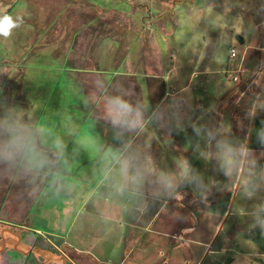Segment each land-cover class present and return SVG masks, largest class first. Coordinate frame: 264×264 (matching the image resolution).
<instances>
[{"label": "rangeland", "instance_id": "obj_1", "mask_svg": "<svg viewBox=\"0 0 264 264\" xmlns=\"http://www.w3.org/2000/svg\"><path fill=\"white\" fill-rule=\"evenodd\" d=\"M171 1L0 0V9H6L9 14L27 13L24 25L10 39L0 38V66L8 69V76H0V98L8 101L6 94L17 96L18 92L29 89L31 80L40 81L42 94L36 105L42 103V106L31 108L37 118L59 126L66 118V107L78 126L88 128L92 120L76 93L81 88L84 95L92 91L96 78L93 72L98 67L105 68L96 58L114 57L108 48L116 34L122 37L116 46L121 44L131 50L121 62L131 56L132 67L117 63L118 59H114L115 63L106 59L107 63L116 65L104 71L107 73L104 76L113 84H121L130 96L149 99L153 106L170 94L181 93L196 109L190 113L193 119L201 115L200 108L206 109L215 103L217 112L205 119H224L231 123L236 135L243 137L245 132L237 127V118L243 119L245 115L248 97L244 93L250 74L264 59V28H259L247 40L235 29L252 27L253 22L259 25L260 17L246 13L241 24L236 20L238 10L228 11V0H198L190 7L184 3L178 5L174 9L178 23L168 22L163 12L166 3ZM146 3L152 10V17H148L143 8ZM88 4L91 10H86L84 17L78 9ZM73 8L82 16L70 19L66 11ZM159 11L163 15L156 22L154 15ZM63 13L66 18L61 17ZM71 20L73 24L69 25ZM63 24L70 28L65 27L66 33L61 31ZM79 25L83 31L93 30L94 35L83 34L89 39L94 36L87 46L82 44V33L76 30ZM73 30L76 32L71 35ZM124 36L127 39L123 41ZM148 36L151 42L147 44L154 41L151 47L156 50L153 56L149 52L146 59L151 63L146 65L144 60H137L136 53ZM72 42H75L73 49L69 47ZM27 45L32 47L29 56L46 58L31 60L24 68L21 53L26 52L22 49ZM34 45L41 47L34 49ZM66 48L69 57L72 54L69 60L64 58ZM233 49L239 51L231 57ZM87 56L91 62L89 66L84 62ZM16 58L20 59L18 67L14 65ZM93 60L97 66L93 65ZM120 71L121 76H117ZM81 79H85L83 87H80ZM261 120H264V113L255 119L254 127H260ZM103 127L97 124L95 131L107 142L109 132ZM145 138L151 140L161 168L174 169L176 159L185 156L206 179L223 181L212 163L204 162L193 153L189 146V140L194 139L190 128L186 132L173 131L171 137L164 131L149 128ZM250 146L257 152L261 150L254 134ZM71 148L70 142L69 151ZM96 167V161L82 152L75 157L66 174L72 190H61L57 197L55 190L47 187L49 191L44 195L41 192L35 203L32 202L40 189L29 198L23 184L17 187L0 180V243L3 232L10 229L20 234L24 245L33 244L53 253H59L64 247L73 260L67 264H264V236L259 230L251 234L246 231L248 221L241 214L244 201L235 194V186L229 189L232 194L213 189L207 204L194 199L193 193L182 191L184 195L170 200L166 209L161 211L157 205L142 218L135 219L133 210L124 212L120 202L92 195L93 190L98 194L104 191L97 185ZM20 192H25L24 197ZM106 205L113 212L107 222L102 215ZM4 223L25 225L32 232ZM45 235L50 236L45 239ZM141 235L144 240H140ZM182 238L184 241L180 242ZM48 239L56 250L46 243ZM28 245L21 247L24 255L7 243L8 250L4 248L0 252V264H44L45 259L40 255L27 253ZM47 264L61 263L48 261Z\"/></svg>", "mask_w": 264, "mask_h": 264}, {"label": "clouds", "instance_id": "obj_2", "mask_svg": "<svg viewBox=\"0 0 264 264\" xmlns=\"http://www.w3.org/2000/svg\"><path fill=\"white\" fill-rule=\"evenodd\" d=\"M227 9L238 10L236 20L241 24L249 12L261 18L259 25L253 22L249 28L236 27V33L244 39L264 28V0H228ZM25 15L0 9V38L10 39L24 25ZM238 51L232 50L233 54ZM2 75L8 76L6 66H0ZM76 95L92 120L86 129L77 125L66 107V118L57 126L37 118L30 108L0 98V180L22 183L29 198L43 185L52 187L58 197L61 190H72L66 174L75 157L83 152L96 161L97 185L104 189L99 194L93 190L92 195L120 202L124 212L133 210L135 219L157 205L161 211L166 209L170 200L184 195L180 189L185 186L191 187L194 199L205 204L213 189L231 193L229 189L235 186V194L244 201L241 214L248 221L246 231L251 234L259 230L264 236V120L260 127H254L255 119L264 113V59L250 74L244 93L248 97L245 115L237 118V127L245 132L243 137L236 135L231 123L224 119H205L217 112L215 103L200 108L201 115L193 119L190 113L196 109L181 93L170 94L153 106L149 99L130 96L121 84H113L97 73L92 91L84 95L81 88ZM97 124L111 133V143L96 133ZM149 128L164 131L170 137L173 131L186 132L190 128L194 139L189 140V146L193 153L212 163L223 181L206 179L185 156L176 159L174 169L161 168L151 140L145 138ZM253 134L259 152L250 146ZM19 195L24 197L25 192ZM102 215L105 222L111 219L109 205L102 209Z\"/></svg>", "mask_w": 264, "mask_h": 264}, {"label": "crops", "instance_id": "obj_3", "mask_svg": "<svg viewBox=\"0 0 264 264\" xmlns=\"http://www.w3.org/2000/svg\"><path fill=\"white\" fill-rule=\"evenodd\" d=\"M21 1V0H20ZM71 10H73V11H75V16L78 18V17H80V16H82L81 14H79V16H78V12L73 8V9H71ZM86 10H87V12H89V10H91L90 9V5L88 4L87 6H82V7H79V9H78V11H80V12H82V13H84V16H85V14H87V12H86ZM94 11V10H93ZM109 12H111V11H109ZM116 11H114V13H115ZM120 12V11H119ZM73 13V12H72ZM121 14V13H120ZM73 15V18L72 19H74V16ZM80 26V28H78L77 30H79L80 31V34L82 33V35L83 34H86V32H88V34H90V33H92L93 32V30H92V32L91 31H83V27H82V25H79ZM76 31V30H75ZM75 31L73 30V32L71 31V35L73 34V33H75ZM93 34V33H92ZM70 35V36H71ZM94 35V34H93ZM99 36V35H98ZM98 36H96V37H98ZM126 36H127V34H126ZM126 36H124V38H123V41L124 40H126L127 39V37ZM82 37V36H81ZM92 37H94V36H91V38L89 39L88 37H86V36H84L83 35V37H82V39H83V43L82 44H84V43H86V46H87V43H89V41L92 39ZM96 37H95V39H96ZM116 37V38H115ZM85 38H87L85 41H84V39ZM112 38H113V40H112V43L109 45V47H110V49L108 48V51L109 52H112V54H114V57L113 58H109V57H107L106 56V58L104 57V59H102V57H97L96 58V60H97V62L102 66V67H105V68H103V69H101V68H96L95 69V71L93 72V73H95V74H97V73H101V74H103V75H106L107 73L106 72H104L107 68L106 67H109V66H111V67H115L116 65L115 64H113V63H107L105 60L107 59V60H114V59H118V62L117 63H120L121 62V59L124 57V56H126V54L127 53H129V52H131V50H129V49H127L126 48V46H122L121 44H120V46H116V44L118 43V41H119V43H120V41H122V37L121 36H116V34H114V36H112ZM73 39H74V37H73ZM74 40H76L77 41V39L75 38ZM79 41H77L76 43H78ZM117 42V43H116ZM33 44V43H32ZM52 44V43H51ZM75 44V42L73 43L72 42V46H69L70 48L72 47V49H73V45ZM143 46H144V48H143ZM39 47H41V45H38V46H36L35 47V45H34V49L35 48H39ZM30 48H32L31 46H29L28 47V45L27 46H25L22 50H23V52L24 51H26V52H24V53H21V55L23 56V57H21L22 58V60H24L25 61V64L23 65L24 66V68H25V66H26V64H27V62H29V61H31V60H35L36 58H38V59H44V58H46V57H44V58H41V57H36L34 54H32L31 56H29V53H30V50H32V49H30ZM68 48H66L65 49V56H64V58L65 59H71V57H72V54H71V56L69 57V55L67 54L68 53ZM104 54V56L106 55V53H103ZM142 54V55H141ZM143 54H145L144 55V57H143ZM154 54V53H153ZM153 54H152V56H153ZM147 56H148V54H147V51H145V45H142V48L140 49V51H139V53L137 52L136 53V58H137V60L139 61L140 59L142 60V62H143V60H144V62L146 63V65H149L151 62L150 61H148L147 62ZM83 58V56H79V59H82ZM155 58L153 57L152 58V60H154ZM27 60V61H26ZM89 60V58H88V56L84 59V62L87 64V66H89L88 64L90 63L91 64V62H90V60ZM12 61H13V59H12ZM12 61H10V62H12ZM23 62V61H22ZM93 62V65L94 66H97V63H95L94 62V60L92 61ZM14 63H16V64H14L15 66H17L18 67V65L20 64V59H17L16 58V61L14 62ZM114 63H115V60H114ZM121 64L122 65H125V67L126 66H131L132 67V60H131V56L129 57V56H127L125 59H123V61L121 62ZM73 67H75V66H73ZM152 68L154 69V64H152ZM126 70V69H125ZM132 70L130 69L129 70V74H130V72H131ZM118 75L117 76H121V74H122V72L120 71L119 73H117ZM129 77H131V75L129 76ZM116 78V77H115ZM151 79H152V76H151ZM81 81H82V85L80 86V87H83V86H85L86 84H85V79H81ZM31 82L32 83H30L31 85H29V89H27V91H24V92H18L19 93V95H17V96H11L10 94H6V96L8 97V102L9 103H15V104H17L18 106H20V107H22V108H25V109H28V108H30V111H31V108H33V105H34V107H37L38 109H40L41 108V106L42 105H40V104H42V103H40V104H38V105H36V100H37V98L38 97H40V94H42V91H41V83H40V81H37V80H31ZM39 83V84H38ZM137 91V90H136ZM90 92H88V94H89ZM137 93H139V92H137ZM155 97V96H154ZM33 98V99H32ZM32 99V100H31ZM108 134V137H107V142H108V140H109V138L111 137V133L109 132V133H107ZM111 143V142H110ZM21 186H23L22 185V183L20 184ZM16 186L18 187L19 186V184H16ZM47 187H49L48 185H43V186H41V188H40V191L38 192V195L36 196V198L34 199V201L32 202V203H35V202H37L39 199H38V196H39V194L42 192V194L44 195V192L46 191H49L48 190V188ZM24 204H27V203H24ZM23 204V205H24ZM21 208V207H20ZM23 209H25V207H23ZM26 209H28V211L30 212V209L28 208V206H26ZM29 212H28V214H29ZM32 232V231H31ZM46 236H50V235H45V236H43L45 239H46ZM43 237H41V238H43ZM46 243H48V244H50L51 246H52V248H53V250H56L55 249V247L53 246V244H52V242H51V240L50 239H48V240H46ZM69 246V245H68ZM70 247V246H69ZM74 249V248H73ZM75 250V249H74Z\"/></svg>", "mask_w": 264, "mask_h": 264}, {"label": "flooded vegetation", "instance_id": "obj_4", "mask_svg": "<svg viewBox=\"0 0 264 264\" xmlns=\"http://www.w3.org/2000/svg\"><path fill=\"white\" fill-rule=\"evenodd\" d=\"M177 1H180V2H177ZM198 0H191V1H188V0H172L171 2H167L166 3V7H165V10H164V16H166V21H176L177 23H178V17L176 16V14H175V12H174V9L175 8H177V6L178 5H180V4H183L184 3V5H186V6H189L190 7V5H192V4H194L195 2H197ZM143 8L145 9V12H147V15H148V17H152V10H151V8L149 7V5L146 3V5L145 6H143ZM72 11L73 10H68V11H66V14L67 13H69L70 15H68L67 14V16H70V19H72L73 18V15L75 14V12H73L72 13ZM65 13H63L62 14V16L61 17H63L64 16V18H66V15H64ZM161 15H163V14H160V11H159V14L158 13H156L154 16L156 17V22H158V18H160V16ZM75 16V15H74ZM78 16H79V13H78ZM164 16H162L163 18H164ZM76 17V16H75ZM74 17V18H75ZM85 17V16H84ZM260 22H261V18H260ZM62 24V23H61ZM73 24V21L71 20L70 21V23H69V25H72ZM67 25V24H66ZM65 27L66 28H68L67 26H64V24H63V26H62V28H61V31H63L64 29H65ZM71 27V26H70ZM78 28H80V26L79 27H77L76 28V30L78 29ZM69 30H70V28H68ZM147 30H149V27H147L146 28ZM68 31V30H67ZM66 31V32H67ZM75 31V30H74ZM151 31V30H150ZM65 32V30H64V33H66ZM71 32V31H70ZM73 32V31H72ZM76 32V31H75ZM151 32H153V30L151 31ZM151 42V39L149 38V36H148V38L146 39V42L145 43H143V45H145V51H147V54H149V52H151L152 54L154 53L155 54V50H156V47L153 49L151 46L152 45H154V41L151 43V45L150 44H147V43H150ZM144 48V47H143ZM150 53V54H151ZM189 188V186H185V187H183L182 188V190H180L181 192L182 191H189V192H191L190 190H187ZM192 193V192H191ZM182 199H183V197H181ZM182 199H180V200H182ZM181 204V203H180ZM8 222V221H7ZM10 223H12V222H10ZM6 226H14V227H20V228H25V229H27V230H29V231H31V229H29V228H26L25 227V225H23V226H20L19 224H16V225H11V224H6V223H4ZM3 232V231H2ZM9 234V235H8ZM3 236H2V243H0V249H2V248H5L4 250H8V248L7 247H9V246H7V243H10V244H12V245H14V247L15 248H17V249H20V252L22 253V251H23V249L24 248H21L23 245H24V243H23V241H22V239H21V236H20V234H18V233H15L14 231H11L10 229H7V232H3V234H2ZM6 235H8V236H6ZM142 236V235H141ZM181 238V237H180ZM140 240H144V236H142L141 237V239ZM184 241V239L182 238V239H180V242H183ZM179 242L177 241V244H178ZM23 244V245H22ZM26 245H28V244H26ZM20 246V247H19ZM29 247V249H36V248H40V247H38V246H36V245H33V244H29L28 245ZM14 248V249H15ZM26 249V248H25ZM3 250V251H4ZM38 251H40V252H34V251H32V253L34 254V255H40L41 257H43L44 259H45V262H44V264H47V262L49 261V262H51V261H54V262H57V263H61V264H67L68 263V261H73L72 259H71V257L69 256V254H67V249H65L64 247H63V250H59V253H53V252H51V251H49V250H46V249H44V250H42V249H39ZM63 251H65V252H63ZM27 252H28V250H27ZM172 252V250L169 252V255L170 254H172L171 253ZM32 253H28V254H32ZM40 253V254H39ZM22 254H24L25 255V253H22Z\"/></svg>", "mask_w": 264, "mask_h": 264}, {"label": "water", "instance_id": "obj_5", "mask_svg": "<svg viewBox=\"0 0 264 264\" xmlns=\"http://www.w3.org/2000/svg\"><path fill=\"white\" fill-rule=\"evenodd\" d=\"M180 190H182V189H180ZM188 190H190L191 192H192V189H191V187H189L188 188ZM193 193V192H192ZM23 245V244H22ZM24 247H27L26 245H23ZM4 248H2V249H0V252H1V250H3ZM16 250H18V251H20V249H17V248H15ZM40 248H36V249H29L28 248V252L27 253H32V251H34V252H40V251H38ZM40 254V253H39Z\"/></svg>", "mask_w": 264, "mask_h": 264}, {"label": "built area", "instance_id": "obj_6", "mask_svg": "<svg viewBox=\"0 0 264 264\" xmlns=\"http://www.w3.org/2000/svg\"><path fill=\"white\" fill-rule=\"evenodd\" d=\"M234 56H236V54H233V52L231 53V57H234Z\"/></svg>", "mask_w": 264, "mask_h": 264}]
</instances>
